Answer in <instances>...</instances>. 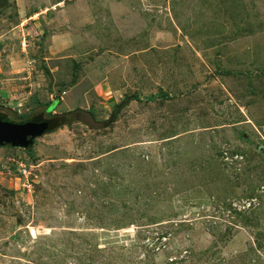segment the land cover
Segmentation results:
<instances>
[{
  "label": "rangeland",
  "instance_id": "rangeland-1",
  "mask_svg": "<svg viewBox=\"0 0 264 264\" xmlns=\"http://www.w3.org/2000/svg\"><path fill=\"white\" fill-rule=\"evenodd\" d=\"M16 1L0 111L93 116L0 145V264H264V0Z\"/></svg>",
  "mask_w": 264,
  "mask_h": 264
},
{
  "label": "trees",
  "instance_id": "trees-1",
  "mask_svg": "<svg viewBox=\"0 0 264 264\" xmlns=\"http://www.w3.org/2000/svg\"><path fill=\"white\" fill-rule=\"evenodd\" d=\"M133 99H138V96L136 94H130V95H124L118 102L114 103L111 107V111L109 114V117L107 120L104 121L103 125H107L108 122H111L115 119V116L117 114V112L123 107L125 106L130 100ZM53 104V102H52ZM50 108H51V103L49 104ZM50 108L48 107V109H46L47 112V118L46 120L48 121V127L46 129V132H52L54 131L56 128H59L63 125H70L71 122L73 121H78L81 119L79 113L80 112H86L89 114V116H93V111L92 110H81L80 108L76 107L74 109H70V110H66L64 112H60V113H50ZM15 116L18 119H9L8 115L6 112L4 111H0V120L3 121H9V122H15L17 120L22 121V120H39L42 119V115L38 114V115H34L32 117L29 118H22L21 114L15 113ZM45 132V133H46ZM31 143L30 142L24 149L28 154H31ZM4 145H8V144H4Z\"/></svg>",
  "mask_w": 264,
  "mask_h": 264
},
{
  "label": "water",
  "instance_id": "water-1",
  "mask_svg": "<svg viewBox=\"0 0 264 264\" xmlns=\"http://www.w3.org/2000/svg\"><path fill=\"white\" fill-rule=\"evenodd\" d=\"M47 120L9 122L0 120V145L25 148L31 140L46 132Z\"/></svg>",
  "mask_w": 264,
  "mask_h": 264
},
{
  "label": "crops",
  "instance_id": "crops-1",
  "mask_svg": "<svg viewBox=\"0 0 264 264\" xmlns=\"http://www.w3.org/2000/svg\"><path fill=\"white\" fill-rule=\"evenodd\" d=\"M16 1V0H15ZM60 1L61 0H57V1H55L54 2V4L56 5V7L55 8H57L58 9V7H59V4H60ZM17 2V1H16ZM46 9V8H45ZM32 14H37V12L36 11H32V13L31 14H28L27 16H26V19H30V17H32L31 15ZM55 16L56 17H58V13H55ZM22 21H26V20H23L22 19ZM22 21H20V22H18V23H14V25H15V27L18 29L24 22H22Z\"/></svg>",
  "mask_w": 264,
  "mask_h": 264
},
{
  "label": "built area",
  "instance_id": "built-area-1",
  "mask_svg": "<svg viewBox=\"0 0 264 264\" xmlns=\"http://www.w3.org/2000/svg\"><path fill=\"white\" fill-rule=\"evenodd\" d=\"M24 45V41H21V46H23ZM22 167H24V166H22ZM28 171H27V169L26 168H23V169H20V173L22 174V176H23V178H24V181H26V177H27V173ZM23 185H24V183H23Z\"/></svg>",
  "mask_w": 264,
  "mask_h": 264
},
{
  "label": "flooded vegetation",
  "instance_id": "flooded-vegetation-1",
  "mask_svg": "<svg viewBox=\"0 0 264 264\" xmlns=\"http://www.w3.org/2000/svg\"><path fill=\"white\" fill-rule=\"evenodd\" d=\"M46 118H47L46 116H43V117H42L43 120H46ZM22 121H29V120H22ZM22 121H20V122H22ZM13 122H14V121H13ZM15 122H19V120L15 121ZM47 122H48V121H47ZM32 141H33V140H31V142H32ZM8 145H9V144H8Z\"/></svg>",
  "mask_w": 264,
  "mask_h": 264
}]
</instances>
